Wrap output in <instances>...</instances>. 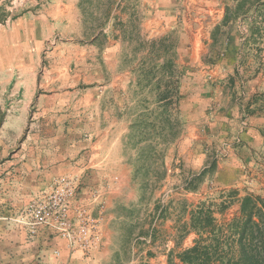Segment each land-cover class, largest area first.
<instances>
[{
  "label": "crops",
  "instance_id": "obj_1",
  "mask_svg": "<svg viewBox=\"0 0 264 264\" xmlns=\"http://www.w3.org/2000/svg\"><path fill=\"white\" fill-rule=\"evenodd\" d=\"M22 1L26 4L17 16L0 30V81L5 87L24 89L26 103L35 108L38 129L28 138L51 157L37 159L33 167L22 166L26 174L4 175V182L21 183L10 191L14 204L3 210L6 223L0 227V240L33 246V254L15 258L21 264H138L136 255L142 259L145 252L129 245L125 230L140 223L144 212L149 218L151 210L144 205L142 183L134 179L125 156L131 120L123 111L135 84L128 24L135 6H130L125 20L117 18L129 28L119 31L111 24L92 26L82 12L83 0ZM138 1L146 39L165 37L182 26L175 65L190 70L181 90L184 130L173 144L179 159L199 173L209 165L213 151L221 152L225 159L217 163V176L224 181L242 176L264 157V60H256L260 47L247 41L255 32L245 30L237 52L231 46L223 50V59L207 72L210 82L199 80L194 69L200 65L201 40L225 19L230 5L226 0ZM63 176L79 182L80 199L101 218L103 240L89 256L48 229L32 234L14 221L22 208ZM95 193L103 208L91 203ZM9 214L14 218L7 220ZM165 259L158 255L149 261L165 264Z\"/></svg>",
  "mask_w": 264,
  "mask_h": 264
},
{
  "label": "rangeland",
  "instance_id": "obj_2",
  "mask_svg": "<svg viewBox=\"0 0 264 264\" xmlns=\"http://www.w3.org/2000/svg\"><path fill=\"white\" fill-rule=\"evenodd\" d=\"M83 0L82 12L92 13L103 25L111 24L114 29L126 31L123 28L124 21H117L125 17L130 6H135V16L130 27L128 46L132 47L133 74L135 78L134 91L128 97V107L124 114L131 120V131L127 138L125 156L133 167H149L147 187L144 189V205L151 210L149 218L144 212V218L140 223L127 227L125 233L129 237V245H134L139 252H145L142 259L136 255L138 264H152L150 261L158 255H166L165 264H181L178 254L192 248L199 239V235L191 228V217L199 207L210 208L213 217L219 227H226L228 223L239 215L241 210V199L247 194L261 196L264 198V157L255 166L242 171V176L237 174L231 182L220 179L217 163L225 158L220 152L213 151L209 165L199 173H193L186 168L178 157V149L173 144L184 130L185 122L182 118V110L179 105L176 111L164 112L156 104L148 106L141 103L142 100H153L152 88L141 90L138 82L140 78L141 59L146 45L153 41L168 39V46L172 56L177 62V47L181 39L182 26L177 25L165 37L146 39L141 34V7L138 0ZM230 5L227 7L225 17H229L226 26H221L224 20L216 23L208 39H202L201 57L199 53V66L194 69L197 78L208 79L207 73L211 65L223 59L226 48L232 47L237 52L245 30L255 32V38L248 35L247 41L252 45L260 47L256 60H264V0H226ZM26 1L22 0H0V30L18 14V9L23 7ZM124 5V7H122ZM243 6V10L236 17L235 9ZM137 7V8H136ZM127 8V10H126ZM127 11V12H126ZM137 12V13H136ZM85 17H87L85 15ZM224 17V18H225ZM245 28V29H244ZM243 43V42H242ZM223 51V52H222ZM264 68V67H263ZM182 73L180 81L181 90H185L183 82L188 74L189 68L179 69ZM8 77H6L7 79ZM145 83V82H144ZM146 84V83H145ZM33 104L26 103L25 92L22 87L15 88L13 85L4 86L0 81V227H4V209L13 208V195L10 191L21 182H4V175L10 173L20 176L21 167L27 165L33 167L37 159H46L51 154L39 151L34 147V139L30 131L35 134L38 130L34 122ZM16 162V163H15ZM16 164V165H15ZM26 171L28 168L24 167ZM17 170V171H15ZM164 174V175H163ZM163 176V177H162ZM160 179V180H159ZM157 180L160 184H157ZM164 180V183L162 181ZM159 186V189L157 188ZM236 192V193H234ZM158 194V196H157ZM232 194V195H231ZM146 197V198H145ZM6 198V199H5ZM105 205V204H104ZM140 209V208H139ZM145 209V208H144ZM141 210V209H140ZM137 211L139 216L142 211ZM7 220L13 219L11 214L6 215ZM138 216V217H139ZM206 230H209L206 228ZM201 236V235H200ZM207 237L208 233H203ZM261 243V242H259ZM34 253L33 246L10 240H0V264H21L14 262L20 255ZM127 257V255H126ZM146 260H150L146 262ZM24 264V263H22ZM161 264V262H159Z\"/></svg>",
  "mask_w": 264,
  "mask_h": 264
},
{
  "label": "trees",
  "instance_id": "obj_3",
  "mask_svg": "<svg viewBox=\"0 0 264 264\" xmlns=\"http://www.w3.org/2000/svg\"><path fill=\"white\" fill-rule=\"evenodd\" d=\"M257 1L259 0H254ZM243 9L240 5L236 7V17ZM83 14L87 16L86 19L90 20L92 26L97 24L98 19L94 14L86 11H83ZM229 20L226 16L221 26H226ZM104 26L101 23H98L97 27L95 25L96 29ZM129 38L134 39L133 36ZM167 41L168 39L164 38L146 45L147 54L142 57L140 67L142 81L138 82L141 90H150L151 87V93L155 95L152 101L142 100L141 103H145L148 109L149 106L156 104L164 112L176 111L182 99L180 93L182 73L175 65ZM135 167L134 179H140L145 189L147 177L141 173L146 175L149 167ZM217 224L210 208L199 207L192 214L191 228L201 236L198 234L199 239L192 248L177 255L181 264H264V198L247 194L241 199L239 215L224 228ZM203 233H208V236H203ZM170 264H173V259Z\"/></svg>",
  "mask_w": 264,
  "mask_h": 264
},
{
  "label": "built area",
  "instance_id": "obj_4",
  "mask_svg": "<svg viewBox=\"0 0 264 264\" xmlns=\"http://www.w3.org/2000/svg\"><path fill=\"white\" fill-rule=\"evenodd\" d=\"M245 130L247 124L243 122ZM223 156V153H221ZM80 184L69 176L55 179L48 192L34 197L15 218L18 224L28 228L32 234L48 229L58 238L66 241L71 249L80 250L89 256L99 248L103 236L100 217H95L91 204H85L79 197ZM91 203H100V195L92 194ZM101 208L104 203L101 202ZM59 256V252H55Z\"/></svg>",
  "mask_w": 264,
  "mask_h": 264
}]
</instances>
